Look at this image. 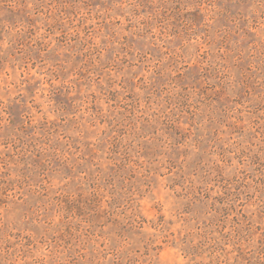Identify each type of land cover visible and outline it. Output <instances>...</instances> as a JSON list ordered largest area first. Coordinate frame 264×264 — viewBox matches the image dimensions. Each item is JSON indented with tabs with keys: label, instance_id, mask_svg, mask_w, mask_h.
Listing matches in <instances>:
<instances>
[{
	"label": "rangeland",
	"instance_id": "1",
	"mask_svg": "<svg viewBox=\"0 0 264 264\" xmlns=\"http://www.w3.org/2000/svg\"><path fill=\"white\" fill-rule=\"evenodd\" d=\"M0 264H264V0H0Z\"/></svg>",
	"mask_w": 264,
	"mask_h": 264
}]
</instances>
